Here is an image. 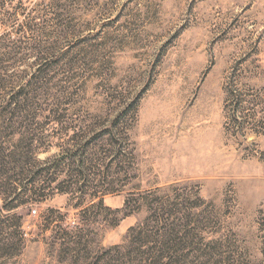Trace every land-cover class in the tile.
<instances>
[{"label":"rangeland","instance_id":"rangeland-1","mask_svg":"<svg viewBox=\"0 0 264 264\" xmlns=\"http://www.w3.org/2000/svg\"><path fill=\"white\" fill-rule=\"evenodd\" d=\"M0 264H264V0H0Z\"/></svg>","mask_w":264,"mask_h":264},{"label":"trees","instance_id":"trees-1","mask_svg":"<svg viewBox=\"0 0 264 264\" xmlns=\"http://www.w3.org/2000/svg\"><path fill=\"white\" fill-rule=\"evenodd\" d=\"M38 176H39V175H38ZM33 179H34V178H33ZM35 183H36L35 179H34L32 182H30L31 186H35Z\"/></svg>","mask_w":264,"mask_h":264},{"label":"built area","instance_id":"built-area-1","mask_svg":"<svg viewBox=\"0 0 264 264\" xmlns=\"http://www.w3.org/2000/svg\"><path fill=\"white\" fill-rule=\"evenodd\" d=\"M32 213H33V214H36V211L34 210V211H32Z\"/></svg>","mask_w":264,"mask_h":264}]
</instances>
